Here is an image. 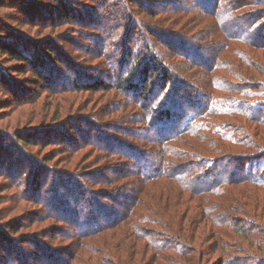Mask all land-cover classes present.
Wrapping results in <instances>:
<instances>
[{
  "label": "trees",
  "instance_id": "obj_1",
  "mask_svg": "<svg viewBox=\"0 0 264 264\" xmlns=\"http://www.w3.org/2000/svg\"><path fill=\"white\" fill-rule=\"evenodd\" d=\"M19 1L23 10L27 2H32ZM57 2L60 3L58 10L63 13L60 14L63 23L69 26L77 24L79 14L88 10L84 13L88 16L87 21L102 25L91 28L97 35L94 45L89 48L92 54L88 56L91 58L87 59L88 62L98 56L109 60L114 51L119 47L121 49L124 40L120 41L119 36L123 30L124 38L136 34L130 46L120 50L118 63L105 66L111 71L112 78L117 72L119 78L116 85L103 83L101 88L116 92L113 98L118 95L126 102L125 105L120 103V107L128 110V125L124 129L122 124L117 123L114 132L125 138H135L144 147V150L134 148L125 139L117 141L101 128L97 129L101 136H97L99 143L88 140L89 137H81L80 147L76 150L90 146L108 151L125 165L118 170L114 168L117 172L105 181L103 178L93 180L112 186L110 191L98 193L99 198L103 196V203L93 196L84 199V206L77 205L82 195L85 192L89 194V191L74 180L67 187L64 199L57 200L56 210L65 215L61 218L70 222L80 234L91 236L128 222L134 236L143 240L151 251L150 257L143 254L139 259L141 253L138 254V261L142 260V264H209L208 261L214 258L217 259L214 264H264V258L260 257L264 254V229L258 219L261 213L254 203H246L250 199L257 205V193L264 194V133L261 141L258 138L264 129V81L255 80L249 73V69L257 70L264 77V0H182V6H157L155 9L145 7L144 0H133V7L127 0ZM110 2H114L118 9L125 2L130 7L128 10L136 15L153 11L175 12L180 18L189 15L194 18L193 23L202 24L203 29L192 34L186 29L179 35L160 26L134 23L131 17L127 19L126 15L115 14L108 5ZM126 8H123L125 13ZM94 10L99 13H93ZM24 12L29 13L26 20L33 16L42 18V14L30 8ZM1 29L6 38L16 39L9 25L1 24ZM234 44L263 53V60L251 51L246 53L232 48ZM2 45L8 48L5 50L13 51L12 45ZM40 46L37 49L32 46L30 52L28 49H15L18 52L13 53L19 59L25 58L29 67L38 71L42 69L40 76L44 79L48 77L49 81L52 78L64 82L60 79L59 70L43 55ZM35 50L38 55L34 54ZM97 51L99 55H96ZM227 51H232L236 61L223 57ZM29 53L32 57L27 58ZM177 62L197 71L186 75ZM126 64L129 65L127 70L124 68ZM86 66L91 69V65ZM223 70L228 72L231 81L216 76ZM76 72L82 86L73 85L74 91H94L88 85L83 86L86 83L81 81L87 77L84 76L87 74L85 68L79 66ZM6 75V71L1 69L0 78L7 87L13 88L15 83ZM200 75H205L206 79L200 81ZM99 86L95 89H101ZM220 92L225 95H220ZM130 93L133 98L128 97ZM229 96L233 97L232 102ZM130 107L137 112L130 111ZM78 117H73V120L76 118L75 123ZM90 126L96 128L92 122ZM51 129L52 126L38 128L34 130L36 132H26L25 136H52L58 130ZM36 140L33 139L31 145L37 144ZM65 141L70 142L69 139ZM116 145L122 152L116 150ZM234 149L246 152H231ZM28 159L35 163L33 159ZM106 168L104 170H109V167ZM39 188V182L32 181L27 191L32 193ZM59 194L58 191L56 196ZM67 197L75 202L74 212L68 211L73 205L65 201ZM96 206L100 207V211ZM251 206L254 213L249 209ZM82 211L84 213L80 216ZM95 213L102 215L105 221L87 230L97 221ZM8 241L9 238L3 242ZM1 246L3 256L0 261L12 264L11 259H15L17 251L10 244ZM37 247L46 262L57 260L59 264L58 254L49 259L50 249L41 247L39 241Z\"/></svg>",
  "mask_w": 264,
  "mask_h": 264
},
{
  "label": "rangeland",
  "instance_id": "obj_2",
  "mask_svg": "<svg viewBox=\"0 0 264 264\" xmlns=\"http://www.w3.org/2000/svg\"><path fill=\"white\" fill-rule=\"evenodd\" d=\"M17 1L0 0V70H5L6 76L15 83L13 88L7 87L6 82L0 78V243L3 244V247L10 244L17 251L18 255L15 259H11L12 264H19V261H24L23 264H57V260L46 262L44 256L38 253V241L41 247L45 246L50 249L49 259L55 257L53 254H58L59 264H142V260L138 261V254L141 253L139 259L143 254L150 257L151 251L148 250L147 244L143 240L138 239L136 235L134 236L131 226L127 225L128 222L117 224L114 226L116 228L105 231L103 234L82 235L70 222L61 218L65 216L61 211L56 210L57 200L64 199L67 187L73 184L74 180L82 183L83 189L86 188L89 191V194L85 192L82 195L81 201L77 205L84 206V199L93 196L103 203V196L99 198L98 195L110 191L112 186H106L102 182H93V180L103 178L105 181L107 177L117 172L114 168L118 170L125 165L123 161L120 162L119 157L112 156L111 152L108 151L96 150L90 146H82L76 150V147H80L81 137H89L88 140H95L99 143L100 140L97 136H100V131L97 129L101 128L100 130H105L108 134L113 135L117 141L127 140V143L132 147L144 150L142 143L137 139L125 138L123 135L114 132L117 123L122 124L124 129L128 125L126 120L128 110H122V106L120 107V103L125 105L126 102L123 97L118 95L113 98L116 92H109L111 90L106 91L101 88L103 83L107 86L116 85L119 78L117 72H115V78H112L110 76L111 71L109 72L105 66L110 67L111 64L119 61L120 50L124 49L126 45L129 47L136 34L132 33L130 38L128 35L124 38L123 28L119 36L120 41L124 40L121 49L119 47L117 51H114L109 56V60L98 56L93 57L95 60L92 59L88 62L87 59L90 58L88 56L92 54L89 52V48L94 45V38L97 35L91 28L102 27L100 24L87 21L88 16L84 13L88 10L79 14L80 20L77 24L69 26L60 19V14L63 13L58 10L60 3L57 0H30L32 2H27L23 6L24 10L30 8L31 11L42 14V18L33 16L32 19L28 20L25 17L29 13L24 12L21 2ZM127 2L130 7L135 5L133 0H127ZM110 3L108 5L114 9L115 14L126 15L127 19L131 17L134 23L142 22L145 25L160 26L166 30L179 33V35L186 29H189V34L203 29L202 24L193 23L194 18L191 19L192 16L189 15L180 18L175 12L167 13V11L165 13L139 12L136 15L128 10L129 5H126L125 2L119 9L118 6H114V2ZM144 3L145 7L155 9L157 6H182L183 2L182 0H144ZM119 6L121 7V4ZM126 6L127 12L125 13L123 8ZM79 10L81 11L80 8ZM132 10L135 11V8ZM121 11H123L122 14H119ZM93 13L98 14L99 12L94 10ZM93 13L90 14L93 15ZM23 18H25L24 21ZM18 20L20 22H17ZM174 21L177 23L174 24ZM187 22L188 24H186ZM127 23L128 20L125 24ZM1 24L9 25V30L14 31L16 39H8L5 34H1L3 31ZM49 40H52V44L48 42ZM45 42L48 44L40 46ZM3 43L12 45L10 47L13 51H16L15 49H28L30 52L32 46L35 49L40 46V50L44 52L43 55L59 70L60 79H63L64 82L52 78L49 81L48 77H46L47 80L44 79L40 76V71L43 72L42 69L38 71L29 67L25 58L19 59L12 50H5L8 48L3 46ZM17 44L18 46H16ZM232 48L243 50L246 53H250L252 50L247 46L237 44L232 45ZM40 50L38 51L39 54ZM251 52L258 59L262 57L263 60V53ZM34 54L38 55L37 50ZM96 55H99L98 51ZM26 57L32 56L29 53ZM223 57L232 62L236 61L232 51H227ZM86 65L88 67L91 65V69L86 68ZM79 66L85 68V73H87L84 75L87 77L81 80L86 83L83 86L88 85L92 89L94 88V91H74L73 85H81L78 80L79 74L77 76L76 72ZM179 67L183 69L186 75L194 74L197 71L183 64H179ZM124 68L127 70L129 65L126 64ZM227 73L225 70L219 71L216 76L231 81L232 78ZM249 73L255 80L264 81V77L257 70L249 69ZM189 79L194 83L197 82L192 78ZM199 79L200 81L206 79L205 75H200ZM99 84L101 89H95ZM203 91L206 92L204 87ZM220 95L225 94L220 92ZM133 96L130 93L128 97L133 98ZM232 100L233 97L229 96V101L232 102ZM129 110L134 111L133 113L137 112L132 107ZM77 116L80 117H78L76 124L74 122L76 118L73 120V117ZM213 119L215 120L216 117ZM84 122L87 124L84 125ZM90 122L96 128H91ZM51 126V131L58 129L52 136H35L33 134H26L33 136L31 138L25 136L26 132H36L34 130L38 128ZM251 129L256 131L253 126ZM262 133H264V129L261 130V134L258 133L260 141L263 139ZM11 134L14 136L12 137ZM64 137L66 138L63 139ZM33 139H37V144L31 145ZM68 139L70 142L65 141ZM73 148L74 150H72ZM115 148L122 152L117 145ZM231 152L245 153L246 151L234 149ZM28 158L33 159L35 163L32 164ZM105 167H109V170H104ZM111 169L114 170L111 171ZM32 181L33 183L38 181L40 188L29 193L27 190ZM133 181L137 182L136 180ZM58 191L60 194L56 196ZM255 198L258 202L257 205L250 199L246 203L248 205L254 203L253 205L261 213L258 219L261 220L264 229V194L258 192ZM65 201H70L73 205L69 207L68 211L74 212L75 202L70 197L65 198ZM96 208L100 211L99 206ZM249 209L254 213L252 206ZM83 213L82 211L80 216ZM95 215L97 221L92 223L91 228L87 227V230L95 228L105 221L102 215L98 213ZM7 238H9V243L3 242ZM2 252L1 246L0 257L3 256ZM260 257L264 258V254ZM0 262V264H9L3 260ZM208 262L214 264L217 259L214 258Z\"/></svg>",
  "mask_w": 264,
  "mask_h": 264
}]
</instances>
